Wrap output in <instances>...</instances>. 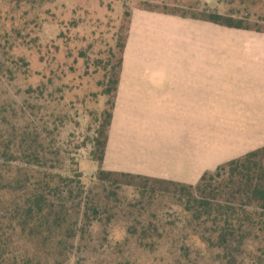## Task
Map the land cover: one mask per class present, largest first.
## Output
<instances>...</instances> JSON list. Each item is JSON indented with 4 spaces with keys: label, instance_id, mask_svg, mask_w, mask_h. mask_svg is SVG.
<instances>
[{
    "label": "trees",
    "instance_id": "obj_1",
    "mask_svg": "<svg viewBox=\"0 0 264 264\" xmlns=\"http://www.w3.org/2000/svg\"><path fill=\"white\" fill-rule=\"evenodd\" d=\"M233 2L243 7L241 16L237 10L210 8L188 18L264 34L248 12L255 3L264 9V0ZM4 27L3 22L0 96L28 66H18L21 57L11 53L15 41L23 39L18 28ZM29 45L42 61L38 39ZM124 45L125 39L116 65L106 70L102 95L108 99L88 141L98 167L88 185L74 168L60 172L56 133L71 118V107L54 87L60 76L16 90L14 100L0 105V264H90L104 254V264H134L130 244L153 253L169 237L158 224V212L168 203L178 216L168 225L182 223L187 242L175 248L174 263L264 264V147L217 165L192 185L102 168ZM123 188L131 191L129 197L119 194Z\"/></svg>",
    "mask_w": 264,
    "mask_h": 264
},
{
    "label": "crops",
    "instance_id": "obj_2",
    "mask_svg": "<svg viewBox=\"0 0 264 264\" xmlns=\"http://www.w3.org/2000/svg\"><path fill=\"white\" fill-rule=\"evenodd\" d=\"M146 14L131 20L122 52L104 155L110 171L192 185L264 147V49L219 52L214 69L210 51L186 49L190 35L165 49Z\"/></svg>",
    "mask_w": 264,
    "mask_h": 264
},
{
    "label": "rangeland",
    "instance_id": "obj_3",
    "mask_svg": "<svg viewBox=\"0 0 264 264\" xmlns=\"http://www.w3.org/2000/svg\"><path fill=\"white\" fill-rule=\"evenodd\" d=\"M210 8L221 13L237 10L240 16L243 12V7L233 0H0V24L4 22L7 29L10 26L18 28V36L23 38L21 43L15 41L16 47L11 50L13 58L21 57L22 63L18 66L28 64L25 75L16 74L10 86H3L0 105L3 101L9 103L14 100L12 95L16 90L23 91L39 82L45 83L54 73L60 76L54 87L60 89L62 103L71 107L70 120L65 121L56 133L62 156L60 172L66 173L74 168L80 173L82 182L88 185L98 167L89 156L91 147L88 141L95 134L100 113L108 99L102 95L106 70L116 65L120 55L118 46L124 39L126 42L131 20L139 17L140 12L147 13L142 17L147 20L145 25H154L152 34L161 38L165 35V49L176 50L178 35L179 38L190 35L186 49L190 52L210 51L214 69L219 66V52L264 49L263 33H258L256 36L259 37L251 40L252 31L228 29L188 18L193 14L200 16ZM248 8V12L254 14L251 24L264 30V9L258 3L252 8L248 5ZM177 20L188 23L182 21L181 24ZM199 36H205V43L198 41ZM35 37L41 44L42 61L29 45ZM109 53H112V59ZM217 124H211L212 137L218 133ZM102 168L111 170L106 158ZM130 192L123 188L119 194L129 197ZM175 210V206L168 203L158 212L159 223L157 221L156 224L163 225L161 229L169 237L161 240L153 253H140L130 244L132 256L136 258L134 264H176L173 252L187 242H184L182 223L168 225L172 218L178 217ZM117 228L115 226L113 231L118 232ZM116 232L114 234L118 235ZM104 256L90 264H104Z\"/></svg>",
    "mask_w": 264,
    "mask_h": 264
}]
</instances>
